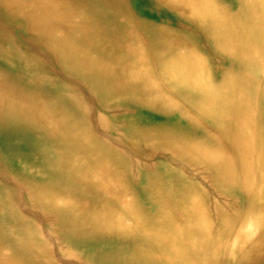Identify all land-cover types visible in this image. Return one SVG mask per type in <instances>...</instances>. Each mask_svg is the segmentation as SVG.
Listing matches in <instances>:
<instances>
[{
	"label": "bare ground",
	"instance_id": "1",
	"mask_svg": "<svg viewBox=\"0 0 264 264\" xmlns=\"http://www.w3.org/2000/svg\"><path fill=\"white\" fill-rule=\"evenodd\" d=\"M233 1L0 0V264H63L29 209L83 246L129 241L126 264H264V0ZM129 8L188 19L218 81L176 35L150 56L125 47L124 31L138 24ZM78 85L105 103L125 94L132 106L179 114L203 141L160 132L147 145L206 169L226 199L246 206L216 204L215 221L198 187L156 188L157 210L145 215L89 127Z\"/></svg>",
	"mask_w": 264,
	"mask_h": 264
},
{
	"label": "rangeland",
	"instance_id": "2",
	"mask_svg": "<svg viewBox=\"0 0 264 264\" xmlns=\"http://www.w3.org/2000/svg\"><path fill=\"white\" fill-rule=\"evenodd\" d=\"M217 1L220 5H230L235 8L233 0ZM125 11L132 16V20L136 24L138 23L134 35L128 32L129 29H126L127 32L124 31L125 41L123 42L126 43L125 47L132 48L133 45V50L142 47L144 52L149 55L155 46V52L158 53L163 50L162 42L164 39H171L176 35L191 49L194 47L195 51L205 56L212 68L215 81H218L214 67L216 63L208 55V43L205 44L204 40L200 41L202 38H198L197 35L203 36V33H197L194 26L188 23V19L170 17L168 19V16H163L158 12L153 14L147 10L141 12L134 8H129L128 11L125 9ZM160 28L164 35L158 33ZM136 36H138L139 41H136ZM158 43L159 46H156L155 44ZM120 45L122 44L118 43L117 46ZM77 87L88 100L89 118L87 123L89 127L101 144L112 149L111 152L118 163L115 168L121 172L118 171L121 174L122 183L145 215H152L157 210L156 205L152 203L156 188H161L163 191L170 188L175 194H179L185 188L198 187L199 193L196 197L199 200L205 199L207 201L215 221L217 220L214 218L216 215L214 206L216 204L227 208V210H230V206L236 207L237 210L246 206V203L241 199H226L217 190L213 178L209 177L206 169L197 167L191 161H176L168 155L166 150H156L147 145L148 138L160 132L166 135L177 134L179 138L188 141H203L205 133H198L189 129L187 124L180 122L179 114L168 110H159L153 113L148 107L132 106L131 98L125 94H116L105 103L101 96L94 94L91 90L83 89L80 85ZM117 104L120 106H115ZM99 116L104 119L102 124L97 120ZM77 118L79 121L85 120L83 114H77ZM137 143L141 148L149 151L147 156L138 153L137 149L133 147ZM199 189H204L205 193H200ZM92 200L94 199H91V202ZM25 213L27 216H33L39 220L40 230L49 239L53 253L60 263L102 264V257L105 255H108L109 259L114 256L113 262L106 264H126L129 261L133 250V245L129 241L114 237L112 241L106 239L100 242L90 241L83 246L68 234L66 228L61 227L60 230H57L59 225L57 223L55 233L51 234L50 226L38 211L29 209Z\"/></svg>",
	"mask_w": 264,
	"mask_h": 264
}]
</instances>
